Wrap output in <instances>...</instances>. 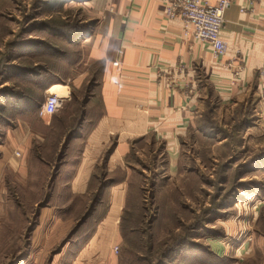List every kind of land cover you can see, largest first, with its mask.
Instances as JSON below:
<instances>
[{"label": "crops", "instance_id": "0c3cea01", "mask_svg": "<svg viewBox=\"0 0 264 264\" xmlns=\"http://www.w3.org/2000/svg\"><path fill=\"white\" fill-rule=\"evenodd\" d=\"M84 4L96 22L80 39L77 56L65 62L66 84H59V78L46 81L52 84L51 91L62 87L67 100L77 92L79 100L89 98L83 104L87 112L81 116V132L66 142L67 158L58 179L65 181L68 194L96 205L94 226L81 252L85 263L98 257L101 264H118L115 246L127 237L151 232L162 216H135L136 192L143 188L147 173L154 172L155 182H160L201 171L202 142L211 141L208 152L213 156L226 140L215 129V118L223 128L232 129L239 122L246 124L245 134L251 130L264 137L259 82L264 0H254L245 12L241 11L245 0L226 10L223 36L228 49L217 57L207 44L184 34L181 20L165 19L164 0ZM236 109L239 117L230 116ZM30 130L22 123L7 133L1 148L10 168L25 171L30 163ZM192 157L195 162L186 163ZM144 219L148 229L140 234Z\"/></svg>", "mask_w": 264, "mask_h": 264}, {"label": "rangeland", "instance_id": "374dc122", "mask_svg": "<svg viewBox=\"0 0 264 264\" xmlns=\"http://www.w3.org/2000/svg\"><path fill=\"white\" fill-rule=\"evenodd\" d=\"M84 5V0L0 1V264L86 262L81 252L94 226V204L68 194L58 179L73 132L69 116L81 118L84 98L74 93L54 117L28 106V96L42 106L51 91L41 88L48 79L66 84L65 62L77 56L80 39L96 22ZM54 90L63 94L62 87ZM234 113L229 115L239 117L237 109ZM22 123L31 129L25 171L10 168L1 148ZM214 124L226 140L221 146L214 141L213 156L211 141L202 142L201 171L160 182L154 172L144 177L135 216H162L151 232L115 246L118 264H264V137L245 134L246 124L239 122L232 129L216 118ZM193 162L194 157L186 159ZM144 222L140 234L148 229ZM87 262L101 264L98 257Z\"/></svg>", "mask_w": 264, "mask_h": 264}, {"label": "built area", "instance_id": "2783aa9c", "mask_svg": "<svg viewBox=\"0 0 264 264\" xmlns=\"http://www.w3.org/2000/svg\"><path fill=\"white\" fill-rule=\"evenodd\" d=\"M239 0H219L216 4L208 0H164L166 20L179 19L184 24V34L191 35L196 42L207 44L217 56L226 54L228 45L223 36L224 15L232 3ZM241 11L251 8L254 0H245ZM260 94L264 99V65L259 68ZM66 97L50 91L40 110L43 117H52L62 106ZM117 249V248H116Z\"/></svg>", "mask_w": 264, "mask_h": 264}, {"label": "trees", "instance_id": "16d2710c", "mask_svg": "<svg viewBox=\"0 0 264 264\" xmlns=\"http://www.w3.org/2000/svg\"><path fill=\"white\" fill-rule=\"evenodd\" d=\"M52 86V84H50V83H47V82H44L42 85H41V88H42V90H47V88H50ZM28 100H29V104H28V106L30 105H32V109H37V111H38V115H39V113H40V109H41V104H39V102H37L38 103V105L37 104H35L34 102H32V100H31V98H30V96H28ZM88 101H89V98L88 97H86L85 99H84V104H86V103H88ZM41 103V102H40ZM84 108V107H83ZM83 108H82V110H83ZM87 111H86V109L85 110H83L82 111V113H81V115L80 116H83L84 115V117L86 116L85 115V113H86ZM55 115H57V113L55 114ZM54 115V116H55ZM40 117V116H39ZM36 120H37V122L39 121V118H38V116H36ZM61 121V120H60ZM63 121V120H62ZM72 137H75V136H77L80 132H81V130H82V127H83V125H84V119L82 120V117L80 118H78V117H75L74 116V118L72 119ZM76 121V122H75ZM74 122H75V125H73L74 124ZM63 123V122H62ZM77 126V127H76ZM67 149V147L65 148V150ZM64 150V151H65ZM66 154V151L63 153V155H65ZM95 206L96 205H94L93 206V210H92V212L93 211H95ZM94 213V212H93ZM89 218H90V216L88 217V218H86L85 220H84V222L82 223V225L83 224H86L87 222H88V220H89Z\"/></svg>", "mask_w": 264, "mask_h": 264}, {"label": "flooded vegetation", "instance_id": "af4514ba", "mask_svg": "<svg viewBox=\"0 0 264 264\" xmlns=\"http://www.w3.org/2000/svg\"><path fill=\"white\" fill-rule=\"evenodd\" d=\"M93 210V209H92ZM86 219V218H85ZM84 217H83V219H81L80 221H79V223L81 224V223H83L84 222Z\"/></svg>", "mask_w": 264, "mask_h": 264}, {"label": "bare ground", "instance_id": "6f19581e", "mask_svg": "<svg viewBox=\"0 0 264 264\" xmlns=\"http://www.w3.org/2000/svg\"><path fill=\"white\" fill-rule=\"evenodd\" d=\"M54 89H59V88H54ZM62 95V94H61Z\"/></svg>", "mask_w": 264, "mask_h": 264}]
</instances>
